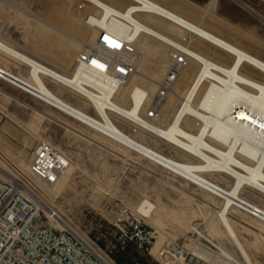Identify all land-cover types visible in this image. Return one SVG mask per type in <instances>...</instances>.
I'll return each mask as SVG.
<instances>
[{
	"label": "rangeland",
	"instance_id": "374dc122",
	"mask_svg": "<svg viewBox=\"0 0 264 264\" xmlns=\"http://www.w3.org/2000/svg\"><path fill=\"white\" fill-rule=\"evenodd\" d=\"M116 1L119 4L122 2V6L128 4L125 0ZM155 1L264 60V0H223L215 9L208 6L210 0ZM67 8L72 12L75 25L69 22ZM95 13L96 10L84 0H0V34L25 53L44 60L48 66L60 72L69 74L76 66L77 55L94 45L95 41L90 39L83 42L80 29L86 17ZM59 14H63L62 17ZM72 26L76 29L71 28ZM84 26L88 31L91 30L87 25ZM185 39L186 43H192L191 45L205 51H216L206 43L199 44L191 35H186ZM147 41L154 52L152 50L150 54L144 53L140 47H136L140 57V70L136 74V79H142L141 87L151 92L150 80H155L158 85L168 71V67H162L153 57L157 52L159 55L161 51L160 55L165 57L167 55V60L171 62L169 56L171 50L154 40ZM216 52L226 61H230L222 52ZM0 65L13 70V73L19 76L28 75L29 69L26 66L19 65L20 67L16 68L1 58ZM188 67L181 71L173 91L163 104L161 117L156 125H168L179 108L181 99L178 96L182 95V91L189 85L188 79L197 71V67L193 68L188 71L189 77L184 78L183 72ZM252 71L257 80L264 81V76L254 69ZM145 78L147 80H144ZM48 85L68 103L96 116L93 107L83 96L59 85L51 83ZM176 89H179L178 96L174 92ZM0 91V163L5 167V171L16 178L31 182L40 193L50 195L49 187H44L30 178L27 166L38 142L47 140L58 148L72 160L75 169L69 179L62 178L56 187L54 206L65 218L80 226L82 234L97 239L103 248L112 251L113 256L123 264L128 262L125 256L118 252L122 240L119 239L113 222L123 206L134 210L144 200L154 205L152 215L160 216L154 225L145 219V222L157 232L156 243L151 255L136 252L133 247H129V253L137 256L145 264H166L159 260L160 249L182 247L188 239L197 240L213 251H217V247L219 249L221 245L237 255L236 249L228 242V237L222 233L221 227L220 231L217 229L219 223L217 224L216 210L206 205V202H210L211 196L197 185L103 138L84 124L2 79ZM153 95L156 96L157 92L155 91ZM121 101L127 103L123 98ZM116 123L125 133L161 154L185 161L179 152L151 138L143 130L131 128L121 121ZM194 125L192 119L187 120L186 127L191 132L195 129L193 133L197 132L198 128ZM77 131L112 149H121L125 159L89 142L79 136ZM0 176L5 178L1 173ZM211 178L219 179L223 188L228 189L232 185L230 180L219 175ZM100 189L107 191L109 195L105 196ZM243 197L264 209V196L257 191H244ZM216 203L215 207L219 208L222 200L217 198ZM232 216L239 220L251 221L264 232V224L248 214ZM192 227L201 235L193 232ZM240 237H243L241 240L246 247V239L256 241L251 235L244 234ZM259 243L264 245L262 241ZM263 248L260 251L255 250V253L248 250L255 264H264Z\"/></svg>",
	"mask_w": 264,
	"mask_h": 264
},
{
	"label": "bare ground",
	"instance_id": "6f19581e",
	"mask_svg": "<svg viewBox=\"0 0 264 264\" xmlns=\"http://www.w3.org/2000/svg\"><path fill=\"white\" fill-rule=\"evenodd\" d=\"M84 1L94 8L96 13L89 14L81 26L82 36H80L83 42L87 39L95 41L94 47L99 36L106 32L127 39L133 42L135 47H140L142 52L150 54L152 50L154 52V49L147 40L151 39L160 45L167 46L170 50L172 46L179 48L188 56L187 66L189 67L183 72L184 78L189 77L188 71L197 67L194 76L188 79L189 85L182 91V95L178 96L179 89L174 91L175 95L181 99V103L174 115L172 114V120L168 125L155 124L160 120L164 105L156 121L142 119L155 97L153 93L157 92L159 86L155 80H150L151 92L141 87L142 79H136V75L125 86L114 89L106 81L103 82L88 70L77 66H74V70L69 74L60 72L48 66L44 60L30 57L19 51L3 40L1 34L0 58L9 64L16 63L14 65L16 68H19V65H25L29 71L25 77L16 76L8 68L0 65V79L84 124L103 138L197 185L211 196L210 202H206V205L216 210L217 224L219 223V226L216 225L217 229L220 231L221 227L222 233L228 237V242L236 249L237 255L221 245L219 249L217 247V251H213L197 240L188 239L184 247L189 252L186 263H179L178 257L168 263L161 257L159 260L166 264H255L248 250L255 253V250L260 251L264 247L259 243L262 241L264 244V232L253 222L236 219L232 214L246 213L264 224V209L243 197L244 191H257L264 196V140L255 133V114L264 118V81L257 80L252 71L254 69L264 76V60L155 0H125L128 4L124 6L121 5V1L119 4L116 0ZM217 3L218 0H210L208 6L215 9ZM70 5L73 4L70 3ZM66 12L70 24L75 25L70 9L67 8ZM84 24L91 30L88 31ZM77 28L79 29V26ZM186 35L196 38L199 44L206 43L216 51L222 52L230 61H226L216 51H205L191 45L192 43H186ZM160 52L159 55L157 52L153 58L162 67H169L170 60H167V55L166 57L160 55ZM172 54L171 50L169 54L171 59ZM138 69L140 70V57ZM48 83L59 85L83 96L93 107L96 116L65 101L51 90ZM83 85L99 90L100 94L88 90ZM122 98L126 100V104L121 101ZM188 119L194 121V126L198 127L197 132L193 133L195 129L191 132L186 127ZM116 121H121L131 128L143 130L151 138L179 152L187 159V162L167 157L136 140L125 133ZM76 133L125 159L121 149H112L83 135L82 132ZM41 142L50 143L47 140ZM4 168L0 163V173L5 175V178H16L7 173ZM74 169L75 165L71 160L62 178L69 179ZM214 175L230 180L232 185L228 189L223 188L210 180ZM62 178L55 186L49 188L51 194H57L56 187ZM217 198L222 200L219 208L215 207ZM154 208L152 203L144 200L134 211L146 215L147 222L150 221L154 225L160 217L152 215ZM255 211L260 212L257 217ZM192 231L199 234L193 227ZM244 234L254 236L256 239L252 242L245 240L248 249L241 240L243 237H240ZM161 250L162 248L160 252Z\"/></svg>",
	"mask_w": 264,
	"mask_h": 264
},
{
	"label": "built area",
	"instance_id": "2783aa9c",
	"mask_svg": "<svg viewBox=\"0 0 264 264\" xmlns=\"http://www.w3.org/2000/svg\"><path fill=\"white\" fill-rule=\"evenodd\" d=\"M171 50L168 71L142 117L144 121L158 119L165 100L189 62L181 49L172 46ZM138 65L139 53L134 43L106 32L99 36L96 46L88 47L76 60L78 68L88 70L114 89L125 86L138 73ZM83 87L100 94L88 85ZM255 133L264 140V118L258 114H255ZM70 164V158L51 143L38 142L27 171L32 180L50 188L66 174ZM55 198L53 194L40 193L27 180L0 176V264H123L97 239L85 236L80 226L65 218L54 206ZM258 214L255 211L256 217ZM147 218L123 206L114 219L113 226L122 240L118 252L128 253L131 264L145 263L130 255L129 247L151 255L156 243L157 232L145 222ZM184 247H165L159 255L167 263L177 257L179 263H186L189 252Z\"/></svg>",
	"mask_w": 264,
	"mask_h": 264
},
{
	"label": "crops",
	"instance_id": "0c3cea01",
	"mask_svg": "<svg viewBox=\"0 0 264 264\" xmlns=\"http://www.w3.org/2000/svg\"><path fill=\"white\" fill-rule=\"evenodd\" d=\"M221 1H223V0H218V3H217V6H216V8L219 6V4H220V2ZM1 38L3 39V40H5V41H7L6 39H4L2 36H1ZM8 42V41H7ZM8 43H10V42H8ZM13 47H15L16 49H18L19 51H21V52H24L25 53V51L24 50H22L21 48H19V47H17V46H15V45H13L12 43H10ZM27 54V53H26ZM27 55H29V54H27ZM30 57H33V58H37V57H34L33 55L31 56V55H29ZM38 59V58H37ZM16 64V63H15ZM15 64H13V65H15ZM2 67H4V65H1ZM20 66H25V65H20ZM19 66V67H20ZM5 68V67H4ZM9 71L12 73V74H14V75H16V76H19V75H17V74H15V73H13V70H10L9 69ZM21 76V75H20ZM27 76V75H26ZM22 77H25V76H22ZM1 92V91H0ZM180 154V153H179ZM181 155V154H180ZM168 157V156H167ZM182 157H184L183 155H182ZM170 158H172V157H170ZM185 158V157H184ZM172 159H174V158H172ZM175 160H177V159H175ZM177 161H179V160H177ZM187 161V159L185 158V161H180V162H186ZM210 180H212L213 182H215V183H217L218 185H220V186H223L222 185V183L220 182V180L219 179H216V178H210ZM260 206V205H259ZM261 207V206H260Z\"/></svg>",
	"mask_w": 264,
	"mask_h": 264
},
{
	"label": "trees",
	"instance_id": "16d2710c",
	"mask_svg": "<svg viewBox=\"0 0 264 264\" xmlns=\"http://www.w3.org/2000/svg\"><path fill=\"white\" fill-rule=\"evenodd\" d=\"M123 255L125 256L126 261L128 262V264H131L130 261H129V255H128V253H125V254H123ZM121 263H122V262H121Z\"/></svg>",
	"mask_w": 264,
	"mask_h": 264
}]
</instances>
